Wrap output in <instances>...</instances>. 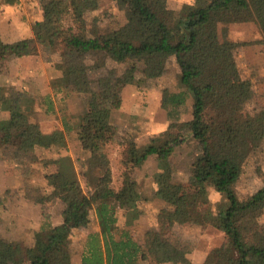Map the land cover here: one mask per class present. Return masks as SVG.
<instances>
[{"label":"trees","instance_id":"trees-1","mask_svg":"<svg viewBox=\"0 0 264 264\" xmlns=\"http://www.w3.org/2000/svg\"><path fill=\"white\" fill-rule=\"evenodd\" d=\"M39 1L42 29L33 37L11 42L0 36V60L38 54L40 48L58 52L55 68L60 76L53 78L51 91L44 94L46 111L55 112L52 94L58 96L71 87L86 96V108L77 124L64 121V130L54 131L50 137L41 132L33 135L30 115L37 98L25 90V85L24 89H15L17 83L6 87L0 84V101L5 100L9 111L7 120L0 119V153L14 150L11 160L18 162L26 175L31 173V165L18 156L19 150L32 152L34 158L43 161L45 169L54 165L44 177L52 196L63 204L59 223L43 215L33 249L2 240L0 252L19 257L20 264H76L69 256L71 234L76 228L89 226L95 210L101 230L87 235L81 264H192L172 228L140 244L127 222L117 224L120 210L124 217L131 210L133 219L139 216L141 192L137 175L152 156L159 161L157 194L169 218L176 224L190 223V194L174 179L169 161L176 146L189 136L198 140L202 150L192 165L196 180L201 185L211 183L226 195V203L218 208V226L234 246V253L226 261L264 264V238L248 240L250 223L264 215V184L245 199L236 191L247 161L264 141V107L254 113L245 110L253 94V82L238 76L241 43L221 40L218 29L220 23L256 22L264 27V0H195L184 4L178 14L169 8L168 0H114L124 9L126 21L107 31L98 29L96 16L88 21L89 13L98 8L97 0ZM92 51H106L117 62H135L147 79L161 77L167 59L175 56L183 88L170 93L166 102L171 106L168 116L179 120L180 107L185 108L189 98H195L185 133L174 138L153 136L146 143L127 134L117 141L111 109L93 103L90 96L92 78L84 58ZM127 75L128 70L123 83L128 82ZM19 83L29 82L21 77ZM8 89L14 93L6 94ZM211 106L220 109V120L205 121V112ZM73 133L81 149L89 154L82 174L85 185L67 151V138ZM47 137L51 139L47 141ZM113 142L119 145L118 187L113 184ZM39 148L56 155L39 157Z\"/></svg>","mask_w":264,"mask_h":264},{"label":"rangeland","instance_id":"rangeland-1","mask_svg":"<svg viewBox=\"0 0 264 264\" xmlns=\"http://www.w3.org/2000/svg\"><path fill=\"white\" fill-rule=\"evenodd\" d=\"M22 5L7 3L0 0V33L8 39L41 30L43 25L42 7L39 0H20ZM98 8L89 13L88 21L93 16L98 19L100 31H107L125 23L124 9L114 0H97ZM195 0H168V6L179 13L186 3ZM221 40L240 42L237 58L240 65L238 76L249 78L253 82V94L246 103L248 112L254 113L264 107V27L256 22L220 23ZM59 60L58 52L40 48L38 54L15 57L10 56L0 60V84L15 89L27 87L29 93L35 95V108L32 111L30 132L37 135L40 132L49 137L54 131L64 130V121L77 124L80 115L86 108V96L71 87L58 96L51 95L55 104V112H47L43 97L51 91L52 80L60 76L55 68ZM84 62L90 71L93 92L90 94L93 103L109 107L112 111V122L117 131V141L122 135L132 134L140 143H146L153 136L174 138L182 135L187 129L192 117V105L195 98L188 100L187 106L180 107L181 117L174 120L168 116L170 104L166 97L183 88L181 69L175 56L167 59L163 75L158 78H143L139 65L135 62H117L106 51L87 53ZM133 65L137 67H133ZM129 75L128 82L123 83L124 74ZM21 77L28 80V85L19 83ZM19 79V82H17ZM70 82H74L73 79ZM26 83V81H25ZM53 89V88H52ZM14 92L7 91L11 95ZM5 100L0 101V119L7 120L9 111ZM221 119L220 109L211 106L205 112V121ZM47 137V141L51 138ZM68 152L75 160L80 172L82 183L86 179L82 175L87 168L89 154L81 149L75 134L67 138ZM57 149V148H56ZM58 150V149H57ZM118 142L110 145L113 184L120 185L118 165ZM19 155L31 165V173L26 175L24 168L12 161L14 150L0 153V242L8 240L13 243L33 249L38 223L44 214L51 220L58 221L63 204L52 196L51 188L44 177L47 170L54 169L50 165L45 169L43 161L32 156V152L19 150ZM39 157L56 155L46 149H37ZM57 152V151H54ZM202 154L198 140L187 136L186 141L176 146L169 161L173 177L183 184V190L190 194L191 221L186 224H176L169 218L164 202L157 194L158 158L152 156L138 172L140 180L139 191L141 200L137 210L140 212L133 219V210L125 217L120 210L121 221L127 222L133 237L144 244L147 240L160 236L166 229L172 228L177 235V242L188 251L192 264H230L226 258L234 253L231 238L218 226V208L226 203V195L217 191L213 184L201 185L194 176L192 165ZM24 169V170H23ZM26 171V170H25ZM17 175V176H16ZM264 184V141L258 151L247 161L244 172L236 185L240 198H248ZM92 222L87 227L73 230L70 243V260H81L87 235L92 231H100L101 224L92 212ZM129 220L131 224L129 223ZM124 222V223H122ZM130 224V225H129ZM264 238V215L249 225L248 240ZM17 256L0 252V264H20Z\"/></svg>","mask_w":264,"mask_h":264},{"label":"crops","instance_id":"crops-1","mask_svg":"<svg viewBox=\"0 0 264 264\" xmlns=\"http://www.w3.org/2000/svg\"><path fill=\"white\" fill-rule=\"evenodd\" d=\"M19 5L21 6L22 5V3L20 2L19 3ZM42 13V17H43V11L41 12ZM0 36H1V38L3 39V40H5V41H15V40H17V39H21V38H25V37H33L34 36V33L32 32V31H30L29 32V34L27 33V31H26V33H20V36H18L17 38H14V39H11V40H9L8 39V36L6 37L4 34H2V33H0ZM238 54V53H237ZM238 59V58H237ZM239 62V61H238ZM113 114V113H112ZM17 176V175H16ZM51 188V187H50ZM157 188H158V186H157ZM51 190V192H52V188L50 189ZM41 219H42V217H41ZM41 219H40V221H41ZM54 223H59L60 221H61V215H60V218H59V220L58 221H54V220H52ZM121 221V220H120ZM39 224H40V222L38 223V227H37V230L39 229ZM87 238V237H86ZM86 241V240H85ZM81 260H82V257H81ZM81 260L80 261H76V262H74V263H76V264H81Z\"/></svg>","mask_w":264,"mask_h":264}]
</instances>
